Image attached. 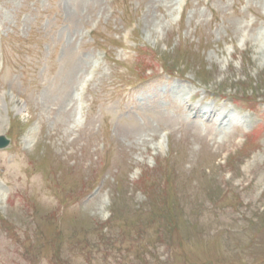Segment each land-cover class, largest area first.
<instances>
[{"label": "rangeland", "instance_id": "rangeland-1", "mask_svg": "<svg viewBox=\"0 0 264 264\" xmlns=\"http://www.w3.org/2000/svg\"><path fill=\"white\" fill-rule=\"evenodd\" d=\"M0 69V264H264V0H0Z\"/></svg>", "mask_w": 264, "mask_h": 264}, {"label": "water", "instance_id": "water-1", "mask_svg": "<svg viewBox=\"0 0 264 264\" xmlns=\"http://www.w3.org/2000/svg\"><path fill=\"white\" fill-rule=\"evenodd\" d=\"M8 144V140L5 139L4 136L0 137V147H4Z\"/></svg>", "mask_w": 264, "mask_h": 264}, {"label": "bare ground", "instance_id": "bare-ground-1", "mask_svg": "<svg viewBox=\"0 0 264 264\" xmlns=\"http://www.w3.org/2000/svg\"><path fill=\"white\" fill-rule=\"evenodd\" d=\"M226 113V112H225ZM228 116H227V114L226 115H224V119H226Z\"/></svg>", "mask_w": 264, "mask_h": 264}]
</instances>
